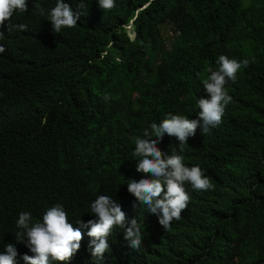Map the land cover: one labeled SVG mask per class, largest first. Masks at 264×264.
<instances>
[{
    "label": "trees",
    "instance_id": "16d2710c",
    "mask_svg": "<svg viewBox=\"0 0 264 264\" xmlns=\"http://www.w3.org/2000/svg\"><path fill=\"white\" fill-rule=\"evenodd\" d=\"M64 2L81 13L75 27L56 33L48 13L57 0H28L5 22L27 30L0 29V252L16 241L20 212L35 223L60 204L96 219L91 204L105 195L126 223L137 220L140 248L114 225L102 260L83 244L71 262L49 264H264V0ZM222 54L250 62L225 85L222 122L182 145L167 134L158 143L214 187L186 183L191 199L164 228L127 191L143 176L135 140L169 113L197 119Z\"/></svg>",
    "mask_w": 264,
    "mask_h": 264
},
{
    "label": "clouds",
    "instance_id": "9594fccd",
    "mask_svg": "<svg viewBox=\"0 0 264 264\" xmlns=\"http://www.w3.org/2000/svg\"><path fill=\"white\" fill-rule=\"evenodd\" d=\"M98 3L100 8L105 10L115 7V0H98ZM35 7L41 15L45 14L40 5ZM80 7L83 8L84 4L81 3ZM16 11L27 12L28 0H0V29L27 30L28 26L25 24L6 25L5 22L9 21ZM48 15L56 33L65 27H75L81 18V13L73 11L64 0H57L56 6ZM3 35V31H0V37ZM4 51L5 48L0 46V53ZM216 63L218 68L209 69L211 74L203 80L206 95L197 100V119L169 113L159 124L152 122L151 130L145 129L143 138L137 137L135 140L133 155L141 157L136 171L143 176L139 180L132 178L127 185V191L137 200L147 204L164 228L170 225L173 218L180 219L182 210L191 199L185 189L186 183L196 191L214 187L200 166H185L181 155L176 152L169 155L161 151L158 143L167 134L175 137L182 145L187 143L190 136L196 134L198 127L202 133H207L210 127L219 126L222 122L225 108L232 100L225 85L229 81L235 83L239 70L248 67L250 62L247 59H230L222 54ZM105 99L108 97L105 96ZM91 210L96 219H91L89 215L87 219H77V212L57 204L45 212L35 214V223L30 212H20L16 222L17 231L11 237L16 241L7 243L5 250L0 252V264H49L52 260L71 262L83 251V244H89L92 256L102 260L103 254L109 248L107 237L114 225L125 228L124 239L128 241V247L140 248L141 228L135 218L126 223L121 204L109 196L100 195L91 204ZM41 220L42 222H39Z\"/></svg>",
    "mask_w": 264,
    "mask_h": 264
},
{
    "label": "rangeland",
    "instance_id": "374dc122",
    "mask_svg": "<svg viewBox=\"0 0 264 264\" xmlns=\"http://www.w3.org/2000/svg\"><path fill=\"white\" fill-rule=\"evenodd\" d=\"M131 28H130V24L129 25H127V30H128V34H129V36H132L133 35V33H132V31L130 30Z\"/></svg>",
    "mask_w": 264,
    "mask_h": 264
}]
</instances>
